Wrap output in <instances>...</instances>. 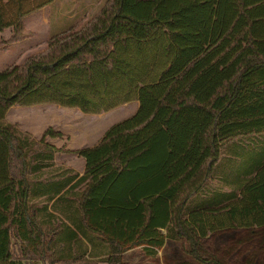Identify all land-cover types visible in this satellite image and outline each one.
<instances>
[{
    "label": "trees",
    "instance_id": "16d2710c",
    "mask_svg": "<svg viewBox=\"0 0 264 264\" xmlns=\"http://www.w3.org/2000/svg\"><path fill=\"white\" fill-rule=\"evenodd\" d=\"M23 16L0 21V30L13 26L5 43L31 34ZM162 29L159 70L146 65L134 87L137 111L80 151L82 174L55 165L46 138L61 130L37 138L6 120L16 103L98 112L129 101L109 102L116 90L103 85L132 75L118 57L123 44ZM245 138L258 144L245 179L229 193L211 190L225 145ZM254 226L264 228V0H108L81 28L0 70V264H124L126 250L153 255L167 239L226 264L204 238Z\"/></svg>",
    "mask_w": 264,
    "mask_h": 264
},
{
    "label": "rangeland",
    "instance_id": "374dc122",
    "mask_svg": "<svg viewBox=\"0 0 264 264\" xmlns=\"http://www.w3.org/2000/svg\"><path fill=\"white\" fill-rule=\"evenodd\" d=\"M107 1L108 0H88V3L84 5L85 8L81 9L79 13L80 15L83 14L85 16V20L81 21L79 26L74 27L81 28L87 20L91 19L97 13H99V11L107 3ZM24 30L31 32V34H29L28 36H31L33 34L31 30H28L25 27ZM166 33L167 32L162 29L161 31L156 33V38L154 39L149 38L143 41H140L139 39H133L132 44L128 47L127 45L123 44L124 50L119 52L120 56L118 57L125 58L129 62H132L133 66L130 67V69L132 70V75L131 77H129L130 79L120 75L124 77L122 78L118 75L116 84H112L108 81L107 83H105V85H103V89L110 90L112 88H115L116 90L115 93H112L107 97V100L109 102L121 101L125 99L126 96H128V99H130V103L129 105H127V107L121 106L115 110L107 112L104 115V113L101 112L86 113L78 107L62 106L56 103L49 102L36 104L16 103L8 110L6 120L16 123L20 129L28 131L37 138L41 137L43 131L50 125H52L54 128H60L63 131L62 136H47L46 138L49 142H56L55 144L57 146V149L55 151V165L69 168L72 172L82 171L84 162L76 152L78 148L83 144L81 141V136L76 132V130H79V127L82 125H91L96 127L97 123L99 124L98 126L104 127L102 125H107L110 121V123H114L133 114V112L135 111V108L133 110V107L136 104V100L134 97V87L136 85V81L138 77L140 78V76L144 74L145 66L152 65L151 63H153L154 61L156 62L155 71L156 69L159 70L160 63L166 49V41L164 38L160 39L157 37H166ZM10 42L5 43L4 39H0V44H4V49L0 51V69H3L15 62L23 63L29 57L45 50L48 46V41H46L42 44H32L33 49L30 51L31 53L29 52L30 54H6L3 50H7L6 47ZM115 53L118 54L117 52ZM133 58L136 63L132 60ZM138 62L139 67L141 64L140 68H138ZM122 66L120 65L118 66V68L122 70H129L128 64L123 63ZM105 116H107V119L105 118ZM103 121L107 123H102ZM58 146H60V150ZM219 235V232H215L212 236V239L209 240V243L213 247H219L220 249H223L225 248V246L218 244H221V242H225V240L219 239ZM211 246L210 248L213 249ZM215 252H217L218 254L229 253L220 250H217ZM181 253L185 254V252L180 248L179 243L168 240L167 246H165L164 249L161 248L160 251L158 250L156 254H149L145 251L143 246L138 245L126 250L122 255V259L124 264H205L196 259L194 256H191V259L184 260L185 257L178 256ZM35 264L45 263L40 261ZM72 264L109 263L107 261H104L101 257L86 256L80 260L74 261Z\"/></svg>",
    "mask_w": 264,
    "mask_h": 264
},
{
    "label": "crops",
    "instance_id": "0c3cea01",
    "mask_svg": "<svg viewBox=\"0 0 264 264\" xmlns=\"http://www.w3.org/2000/svg\"><path fill=\"white\" fill-rule=\"evenodd\" d=\"M86 3H88V0H0V21H11L20 12H24V27L33 32L31 36L10 42L6 47L7 50L3 51H5L6 54H27L33 49L32 44H42L48 41L53 35L60 33L67 28L79 26L80 22L85 20V16L83 14L80 15L79 13L81 9L85 8L84 5ZM12 31L13 26H8L0 30V39L5 40L11 35ZM2 49H4V44H0V51ZM135 100L136 104L133 107V110L135 108L133 114L137 111L140 103L139 99L135 98ZM49 103L80 108L79 106L66 105L59 102ZM129 103L130 101H125L108 109H102L98 112L84 111L83 109H80L86 113L101 112L105 115L107 112L115 110L121 106L127 107ZM105 118L107 119V116H105ZM110 122L107 125H102L104 127L98 126L99 124L97 123L96 127L91 125H82L79 127V130H76V132L81 136V141L83 144L76 152L84 162L83 170L79 172L80 174L84 172L86 165V160L80 151L85 147H90L97 144L103 138L110 126L118 121L114 123ZM102 123L107 122L103 121ZM54 129L61 130L60 128ZM51 143L56 146L55 141ZM257 145L258 144H256L254 141H251L249 138H245L244 140L236 139L228 142L223 150V164L217 168L216 177L211 179L208 184L211 190L224 193L237 190L240 182L246 177V166L252 160L248 152L249 150L254 149ZM59 147L60 146H58V148ZM240 164L241 167H239ZM215 232L220 233L218 236L219 239L225 240V242H221V244L218 245L225 246V248L220 249L219 247H213L209 243V240L212 239V236ZM168 240L170 241L171 239H167L161 248L164 249L165 246H167ZM172 241L179 243L180 248L185 252V254L181 253L178 256L185 257L184 260L192 258V255L186 251L183 243L180 240ZM204 243L206 246L210 245L213 249H211L210 246L207 247L212 251L220 250L229 252L225 254H218L216 252L225 260L226 264H264V228L261 226L227 227L211 231L204 238Z\"/></svg>",
    "mask_w": 264,
    "mask_h": 264
}]
</instances>
